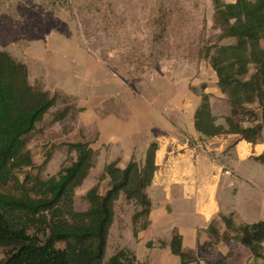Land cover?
Returning <instances> with one entry per match:
<instances>
[{"label":"trees","instance_id":"1","mask_svg":"<svg viewBox=\"0 0 264 264\" xmlns=\"http://www.w3.org/2000/svg\"><path fill=\"white\" fill-rule=\"evenodd\" d=\"M215 17L222 37L235 41L217 47L209 60L219 93L226 97L230 110L225 118L228 129L216 124L209 96L204 93L199 95L194 129L205 139L235 135L254 143L263 126L243 128L235 119L251 113L248 107L253 104L264 114V50L260 45L264 38V0L216 1ZM250 67L253 72L246 78ZM59 96L30 85L27 66L0 51V187L11 185V192H0V264H136L134 254L127 249L116 251L107 261L105 252L115 203L120 198L139 207L132 217L133 235L148 227L151 201L145 190L156 170L155 144L147 149L142 165L130 161L120 169L117 161L107 164L101 177L108 179V190L101 195L97 186L91 188L84 196L88 208L82 212L74 209V193L96 158L87 143L68 146L75 153V161L56 177L43 181L25 175L23 182L17 177V170L32 166L30 154L25 151V137L35 130ZM68 114L69 107L65 106L54 120L62 121ZM140 219L143 223L137 229ZM219 219L227 232L220 236L210 225L205 233L215 243L227 245L226 257L211 260V243L197 246L193 252L183 251L182 237L176 230L169 242L160 246H168L179 264H225L237 244L247 248L254 259L264 260V222L235 227L232 215Z\"/></svg>","mask_w":264,"mask_h":264},{"label":"crops","instance_id":"2","mask_svg":"<svg viewBox=\"0 0 264 264\" xmlns=\"http://www.w3.org/2000/svg\"><path fill=\"white\" fill-rule=\"evenodd\" d=\"M23 64L30 85L70 100L76 130L95 136V148L88 144L93 151L118 154L110 163L117 161L120 167L124 157L128 165L134 155L140 158L156 145V170L145 192L151 201L149 228L139 232L138 239L151 236L167 244L176 230L185 252L211 243L212 260L229 252L225 243H215L205 233L210 225L220 236L227 232L219 216L232 215L235 227L264 222V132L254 143L235 135L201 138L193 122L199 96L183 85L175 89L165 82L155 86L158 96L149 101L130 97L113 72L66 35L53 33L32 46L28 63ZM210 86L203 92L213 108L215 100L224 103V97ZM168 111L171 114L165 115ZM261 246L264 249V243ZM129 251L136 259L139 254L148 258L150 264H179L168 246L150 253L138 254L135 247ZM225 264H264V260L254 259L237 244Z\"/></svg>","mask_w":264,"mask_h":264},{"label":"rangeland","instance_id":"3","mask_svg":"<svg viewBox=\"0 0 264 264\" xmlns=\"http://www.w3.org/2000/svg\"><path fill=\"white\" fill-rule=\"evenodd\" d=\"M216 1L232 3L234 0H0V51L21 63H28L32 46L44 42L53 33L62 34L96 56L116 75L130 97L149 101L158 96L155 86L165 82L175 89L183 85L199 96L210 85H214L210 86L211 90H218L217 77L209 64L216 48L235 43L231 38L222 37L215 17ZM260 45L264 50V38ZM252 72L250 67L246 78ZM222 96L224 103L215 100L210 109L216 124L227 130L225 118L230 110L226 97ZM69 102L60 95L35 130L25 137V151L30 154L32 166L16 171L20 182L25 175L43 181L56 177L75 161V153L68 148L70 144L87 143L95 148L94 134L76 130L73 111L62 121L54 120L65 106L70 110ZM248 108L251 113L235 120L243 128L260 124L263 133L264 114L257 104ZM116 155L108 149L96 152L93 168L75 190L73 206L76 211L88 208L84 196L94 186L101 195L108 190V179L101 177L102 171ZM144 157L134 155L131 161L142 165ZM123 158L119 160L120 169L127 166ZM0 192H11V185L0 187ZM138 211L134 202L120 198L115 203L105 261L121 249L135 247L139 254L140 250L150 253L152 249L165 248L166 245L160 246L164 242L157 238L138 239L133 235L132 217ZM142 223L138 220L136 228ZM188 242L185 234L186 246ZM139 258H135L136 264H150L148 258L143 259L140 254Z\"/></svg>","mask_w":264,"mask_h":264},{"label":"built area","instance_id":"4","mask_svg":"<svg viewBox=\"0 0 264 264\" xmlns=\"http://www.w3.org/2000/svg\"><path fill=\"white\" fill-rule=\"evenodd\" d=\"M224 174H225V175H229V172H225Z\"/></svg>","mask_w":264,"mask_h":264}]
</instances>
